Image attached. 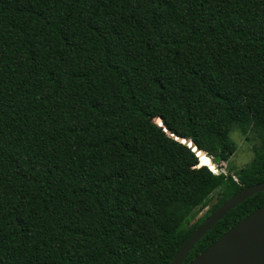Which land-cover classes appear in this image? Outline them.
Returning a JSON list of instances; mask_svg holds the SVG:
<instances>
[{
    "label": "trees",
    "instance_id": "obj_1",
    "mask_svg": "<svg viewBox=\"0 0 264 264\" xmlns=\"http://www.w3.org/2000/svg\"><path fill=\"white\" fill-rule=\"evenodd\" d=\"M235 129L258 145L231 173ZM261 182L264 0H0V264H170ZM263 204L237 205L183 264Z\"/></svg>",
    "mask_w": 264,
    "mask_h": 264
},
{
    "label": "water",
    "instance_id": "obj_2",
    "mask_svg": "<svg viewBox=\"0 0 264 264\" xmlns=\"http://www.w3.org/2000/svg\"><path fill=\"white\" fill-rule=\"evenodd\" d=\"M153 119L159 125H164L161 117ZM166 131L187 144L200 157V164L204 163L203 157L211 161L209 155L192 140L173 134L168 129ZM263 191L264 182L257 183L242 189L225 201L188 237L170 264H183L194 245L218 221L247 198ZM188 264H264V204L236 223Z\"/></svg>",
    "mask_w": 264,
    "mask_h": 264
},
{
    "label": "rangeland",
    "instance_id": "obj_3",
    "mask_svg": "<svg viewBox=\"0 0 264 264\" xmlns=\"http://www.w3.org/2000/svg\"><path fill=\"white\" fill-rule=\"evenodd\" d=\"M231 140L234 146L233 151L229 154L227 153V156L219 163V166L225 172L236 173L252 161L255 155L254 148L258 145V139L254 134H250V139H248L239 129H235L231 133ZM204 152L208 154L206 151ZM213 166L215 168L217 167V165L214 164L210 167L212 168ZM208 207L209 206L195 208L189 217L188 224L201 219L206 214Z\"/></svg>",
    "mask_w": 264,
    "mask_h": 264
},
{
    "label": "built area",
    "instance_id": "obj_4",
    "mask_svg": "<svg viewBox=\"0 0 264 264\" xmlns=\"http://www.w3.org/2000/svg\"><path fill=\"white\" fill-rule=\"evenodd\" d=\"M213 171H216V169H215V167L213 166L212 168H211Z\"/></svg>",
    "mask_w": 264,
    "mask_h": 264
},
{
    "label": "clouds",
    "instance_id": "obj_5",
    "mask_svg": "<svg viewBox=\"0 0 264 264\" xmlns=\"http://www.w3.org/2000/svg\"><path fill=\"white\" fill-rule=\"evenodd\" d=\"M207 166L209 165V164H206ZM210 166H211V164H210ZM210 166H208V167H210ZM211 168V167H210Z\"/></svg>",
    "mask_w": 264,
    "mask_h": 264
}]
</instances>
